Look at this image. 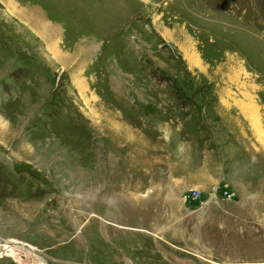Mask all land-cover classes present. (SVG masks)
<instances>
[{"label":"rangeland","instance_id":"rangeland-1","mask_svg":"<svg viewBox=\"0 0 264 264\" xmlns=\"http://www.w3.org/2000/svg\"><path fill=\"white\" fill-rule=\"evenodd\" d=\"M0 240L264 264V0H0Z\"/></svg>","mask_w":264,"mask_h":264},{"label":"built area","instance_id":"built-area-1","mask_svg":"<svg viewBox=\"0 0 264 264\" xmlns=\"http://www.w3.org/2000/svg\"><path fill=\"white\" fill-rule=\"evenodd\" d=\"M225 194L228 196L225 192ZM200 192L196 189H187L181 192L180 198L181 201L187 203L188 205L200 204Z\"/></svg>","mask_w":264,"mask_h":264},{"label":"bare ground","instance_id":"bare-ground-1","mask_svg":"<svg viewBox=\"0 0 264 264\" xmlns=\"http://www.w3.org/2000/svg\"><path fill=\"white\" fill-rule=\"evenodd\" d=\"M156 21V20H154ZM11 245L10 246H5V243L3 241L0 240V257H4V256H8L10 255V252L7 251V250H10L11 249ZM15 253H17L21 258L29 261V263H32L34 261H32L30 258H29V254L28 252H26L25 250L23 249H15L14 250ZM8 252V253H7Z\"/></svg>","mask_w":264,"mask_h":264}]
</instances>
